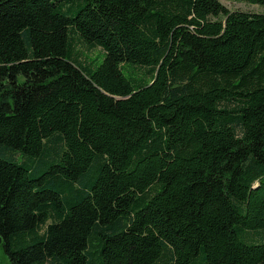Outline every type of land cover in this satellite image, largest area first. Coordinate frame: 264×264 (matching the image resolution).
I'll return each mask as SVG.
<instances>
[{"label":"trees","instance_id":"trees-1","mask_svg":"<svg viewBox=\"0 0 264 264\" xmlns=\"http://www.w3.org/2000/svg\"><path fill=\"white\" fill-rule=\"evenodd\" d=\"M0 248L10 264H264V12L0 0Z\"/></svg>","mask_w":264,"mask_h":264},{"label":"rangeland","instance_id":"rangeland-1","mask_svg":"<svg viewBox=\"0 0 264 264\" xmlns=\"http://www.w3.org/2000/svg\"><path fill=\"white\" fill-rule=\"evenodd\" d=\"M229 10H240V11H249V12H264V6L257 4H250L246 2H236L231 0H220ZM79 51L81 52V60H91L93 67L99 65L103 60V51L99 48H94L91 50H85L82 46H78ZM83 52V54H82ZM138 72V71H136ZM125 74H128L125 72ZM0 264H10L9 260L3 253L0 248Z\"/></svg>","mask_w":264,"mask_h":264}]
</instances>
